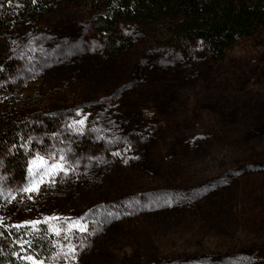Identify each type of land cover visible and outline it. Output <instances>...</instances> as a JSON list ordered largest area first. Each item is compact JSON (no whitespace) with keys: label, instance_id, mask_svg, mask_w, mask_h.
Returning <instances> with one entry per match:
<instances>
[{"label":"rangeland","instance_id":"374dc122","mask_svg":"<svg viewBox=\"0 0 264 264\" xmlns=\"http://www.w3.org/2000/svg\"><path fill=\"white\" fill-rule=\"evenodd\" d=\"M122 29L120 58L71 5L0 34V213L60 231L59 258L20 264H264V29L219 62ZM13 115L30 120L40 174L64 166L38 191L1 142Z\"/></svg>","mask_w":264,"mask_h":264},{"label":"trees","instance_id":"16d2710c","mask_svg":"<svg viewBox=\"0 0 264 264\" xmlns=\"http://www.w3.org/2000/svg\"><path fill=\"white\" fill-rule=\"evenodd\" d=\"M61 5L86 10L105 54L111 58H120L134 47L132 36L122 29L125 24L156 27L159 43L170 48L200 43L215 62L223 60L240 38L264 29V0H20L18 4L10 0L0 8V34L23 23L31 26ZM5 51L0 45V83L11 69ZM16 117L6 118L1 142L10 150L18 180L30 185L40 175V167H34L33 161L40 162L35 157L36 147L29 141L33 133L30 120ZM0 215V264L25 263L21 257L26 252L44 260L60 257L58 228L43 222L24 223L18 228L3 217L4 213Z\"/></svg>","mask_w":264,"mask_h":264},{"label":"snow or ice","instance_id":"6c2138e0","mask_svg":"<svg viewBox=\"0 0 264 264\" xmlns=\"http://www.w3.org/2000/svg\"><path fill=\"white\" fill-rule=\"evenodd\" d=\"M79 123H83V121H79ZM61 159H63V157H61ZM37 160H38L40 163L37 164V161H33V166H34V167L39 168V167H42V166L48 164V162H47L46 160H44L43 157H38ZM63 167H64L63 164H59V163H53V164H51V165L45 170L44 173L40 174V179H39V181H33V182L29 185V187H27V188L24 189V191H25V192H34V191H38V190H39V187H38V186H39V184H41V183L44 182L43 177H44L45 175L54 174L55 171H56L57 169H59V170H63ZM29 171L32 172L33 169L30 168ZM29 198H31V197H29ZM49 219H59V218H58V217H49V218H46V219H45V222H47V220H49ZM27 223H29V224H31V225H36V224H40L41 221H31V222H27ZM75 223H76L77 226H78V222H75ZM16 227H18V228H19V227H23V225H17ZM69 227H72V225H69ZM80 230H81V231H85V230H86V225H85L83 228H81ZM56 235H60V231H59V230H56ZM65 239H67V236H65ZM70 251H73V252H74V251H75V248H74V247L71 248ZM21 258H22V259H26V260H28V261L33 260V256H26V257H21ZM39 264H43V262L41 261V262H39Z\"/></svg>","mask_w":264,"mask_h":264}]
</instances>
